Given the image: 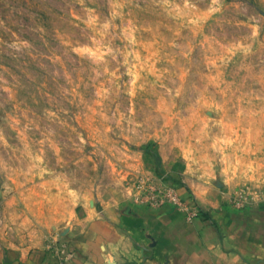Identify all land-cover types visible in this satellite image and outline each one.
<instances>
[{
  "label": "rangeland",
  "instance_id": "obj_1",
  "mask_svg": "<svg viewBox=\"0 0 264 264\" xmlns=\"http://www.w3.org/2000/svg\"><path fill=\"white\" fill-rule=\"evenodd\" d=\"M123 199L264 209V0H0V252Z\"/></svg>",
  "mask_w": 264,
  "mask_h": 264
},
{
  "label": "crops",
  "instance_id": "obj_2",
  "mask_svg": "<svg viewBox=\"0 0 264 264\" xmlns=\"http://www.w3.org/2000/svg\"><path fill=\"white\" fill-rule=\"evenodd\" d=\"M74 212L43 245L0 252V264H264V209L256 206L215 207L190 220L126 199Z\"/></svg>",
  "mask_w": 264,
  "mask_h": 264
}]
</instances>
